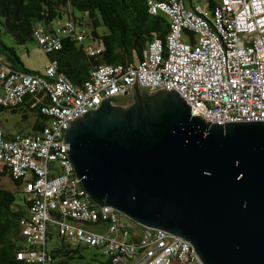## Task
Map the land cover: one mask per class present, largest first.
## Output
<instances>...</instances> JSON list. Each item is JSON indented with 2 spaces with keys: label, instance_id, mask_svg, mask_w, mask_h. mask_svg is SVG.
<instances>
[{
  "label": "built area",
  "instance_id": "1",
  "mask_svg": "<svg viewBox=\"0 0 264 264\" xmlns=\"http://www.w3.org/2000/svg\"><path fill=\"white\" fill-rule=\"evenodd\" d=\"M157 15L169 22L165 44L155 38L136 63L98 65L82 86H74L50 60L43 74L16 72L0 57V106L16 110L26 97L48 119L41 130L7 137L0 123V171L29 201V215L20 220L23 247L17 259L26 264H49V226L71 249L103 251L113 264H202L192 245L161 230L134 226L112 208L84 199L78 188L69 146L63 137L69 121L101 101L130 93L137 83L144 90L174 89L192 108V115L218 125L264 122V0H195L187 7L189 26L174 13V0H149ZM86 41L90 57H100L104 45L87 38V30L72 22L55 33L38 25L36 44L46 53L62 48L64 35ZM184 34L190 41H184ZM107 224L104 234L82 224Z\"/></svg>",
  "mask_w": 264,
  "mask_h": 264
},
{
  "label": "water",
  "instance_id": "2",
  "mask_svg": "<svg viewBox=\"0 0 264 264\" xmlns=\"http://www.w3.org/2000/svg\"><path fill=\"white\" fill-rule=\"evenodd\" d=\"M139 88L129 108L110 97L68 123L90 200L188 241L202 264H264V122L213 124L174 89Z\"/></svg>",
  "mask_w": 264,
  "mask_h": 264
},
{
  "label": "trees",
  "instance_id": "3",
  "mask_svg": "<svg viewBox=\"0 0 264 264\" xmlns=\"http://www.w3.org/2000/svg\"><path fill=\"white\" fill-rule=\"evenodd\" d=\"M148 1L0 0V27L4 34L9 35L21 46L30 42L36 43L33 31L38 25L43 26L44 30L51 34L55 33L56 21H65L64 24L72 22L78 27L91 29L90 33L87 31V38H97V45L105 46L100 57H90L85 49L88 42H79L75 34L64 35L61 50L46 54L49 60H57L59 70L74 86L80 87L90 79L91 72L96 66L136 63L142 59L143 52L155 38L161 39L165 44L169 30L168 19L163 14L151 15ZM187 1L192 3L195 0ZM209 1L213 6L218 0ZM75 12L82 13L87 18L77 17ZM101 27L106 29L102 35L98 32ZM0 44L8 52L4 54L5 62L13 71L31 73L19 69L20 59L13 48L7 47L1 41ZM34 102L31 97H26L20 108L11 111L16 113L28 105L30 111L39 118L35 126L36 131H39L47 125L45 122L48 119L41 114L40 106H33ZM5 111L9 110L0 106V114ZM24 117L26 118L27 114ZM6 175H9L8 169L0 171V264H26L18 260L16 254L23 247L20 220L29 215V201L20 188V182L11 179L24 195L22 203H17L15 193L2 186V180ZM50 236L49 233L48 238ZM61 240V247L52 251L48 250L46 243L49 264H66L79 255L80 247L71 249L65 240L62 238ZM58 258L61 259L55 263ZM99 264L113 262L112 259H108Z\"/></svg>",
  "mask_w": 264,
  "mask_h": 264
},
{
  "label": "rangeland",
  "instance_id": "4",
  "mask_svg": "<svg viewBox=\"0 0 264 264\" xmlns=\"http://www.w3.org/2000/svg\"><path fill=\"white\" fill-rule=\"evenodd\" d=\"M190 5L191 3H189L188 1L185 3L186 8L187 7L189 8ZM75 15L77 17L87 18L86 15L79 12H75ZM64 22L61 21L54 22L55 30L61 28ZM86 30L88 31V33H90L91 31V29L88 28H86ZM104 31H106L104 27L98 29V32L100 34L103 33ZM183 40L188 42L190 41V37L187 34H184ZM0 41L4 43L7 47L13 48L15 50L21 63L18 65L19 69L28 70L31 73H39V74H41L43 70H45V65L48 62V56L41 48L38 47L36 43L30 42L23 46L18 45L9 35L4 34L1 27H0ZM0 50H1L0 52L1 57H4V54L8 53L1 44H0ZM145 91L148 93L154 92L149 90H145ZM24 118L25 117L21 112L15 114L3 112L0 114V123L3 126L4 130H9L14 134H22L23 131L21 126L24 127L29 123V121ZM2 186L5 189H8L13 193H15L18 204L22 203V199L24 195L21 193L20 189L18 188L15 189L14 187H12V184L8 179L2 180ZM123 218L128 220V218L125 217L124 215ZM82 227L85 230L95 234H104L108 229L107 224L95 225V224L84 223L82 224ZM49 231L51 236L48 238L47 241L48 250L52 251L55 248H60L62 240L57 235V230L55 226L50 225ZM80 248L81 249L79 255H76L74 259L69 260L66 264H99L100 262H105L109 259L107 256L104 255L103 251L100 249L90 248V247H80ZM60 259L61 258H58L55 263H57Z\"/></svg>",
  "mask_w": 264,
  "mask_h": 264
},
{
  "label": "bare ground",
  "instance_id": "5",
  "mask_svg": "<svg viewBox=\"0 0 264 264\" xmlns=\"http://www.w3.org/2000/svg\"><path fill=\"white\" fill-rule=\"evenodd\" d=\"M186 0H174V13L176 14V17L179 21V23L182 24V26H189V18L187 17V8L185 6ZM148 10L150 12L151 15H157L155 11H153V9H151V5L150 3H148ZM91 110V109H89ZM247 120H240L239 123H246ZM74 175L75 178L77 179V186L78 188H82V190H84V199L88 200L89 204H94L88 194L85 192L83 183L81 181V179L77 176L75 170H74ZM114 212H118L117 210L113 209ZM118 215L121 216L122 219L123 218V214H121L120 212H118ZM134 226H136L134 224ZM150 230H158V229H152L150 228Z\"/></svg>",
  "mask_w": 264,
  "mask_h": 264
},
{
  "label": "crops",
  "instance_id": "6",
  "mask_svg": "<svg viewBox=\"0 0 264 264\" xmlns=\"http://www.w3.org/2000/svg\"><path fill=\"white\" fill-rule=\"evenodd\" d=\"M104 33H105V31H104L103 33H101V35L104 34ZM38 47H39V46H38ZM39 48H40V47H39ZM0 57H1V56H0ZM1 59H2V61H6L5 57H1ZM49 62H50V60H49V58H48V62L46 63L45 68L48 66ZM137 62H138V61H137ZM0 68H1V67H0ZM44 71H45V70H43V72H42L41 74H43ZM38 74H39V73H38ZM30 108H31V107H30ZM5 112L11 113V114H15V112H13V111H5ZM20 112L23 113V116H24L25 114H27V117L24 118V119H26V120L29 121L28 125H26V126H24V127L21 126L22 131H23V134L33 133V132H35V131H36L35 126H36L37 122L39 121V118H37V116L34 115V114L30 111L28 105L23 106L22 109H21V110H18L16 113H20ZM45 124H48V121L45 122ZM5 134H6V136H7L8 138L11 137L12 135H14V133H12V132L9 131V130H5ZM3 179H8V180L11 182L12 187H14L15 189L17 188V185L11 180V178H10L9 175H6ZM26 212H27V210H26Z\"/></svg>",
  "mask_w": 264,
  "mask_h": 264
},
{
  "label": "flooded vegetation",
  "instance_id": "7",
  "mask_svg": "<svg viewBox=\"0 0 264 264\" xmlns=\"http://www.w3.org/2000/svg\"><path fill=\"white\" fill-rule=\"evenodd\" d=\"M140 89V88H139ZM142 89H140L139 91H136L135 89L133 91H131L130 93H126L123 95H119L117 97H115L114 101L109 103V105L116 107V108H122V109H126L129 108L135 104H137L138 102V98H137V93L140 92ZM146 91H143L141 93H145ZM136 96V97H135Z\"/></svg>",
  "mask_w": 264,
  "mask_h": 264
}]
</instances>
